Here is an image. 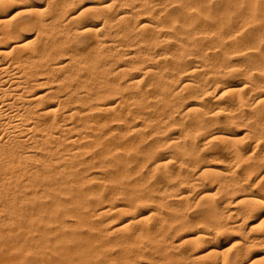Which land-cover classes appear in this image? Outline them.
Segmentation results:
<instances>
[{"label":"bare ground","instance_id":"bare-ground-1","mask_svg":"<svg viewBox=\"0 0 264 264\" xmlns=\"http://www.w3.org/2000/svg\"><path fill=\"white\" fill-rule=\"evenodd\" d=\"M263 39L264 0H0V264H264Z\"/></svg>","mask_w":264,"mask_h":264},{"label":"rangeland","instance_id":"rangeland-1","mask_svg":"<svg viewBox=\"0 0 264 264\" xmlns=\"http://www.w3.org/2000/svg\"><path fill=\"white\" fill-rule=\"evenodd\" d=\"M222 0H212V4H213V6L215 7V6H219L220 5V2H221ZM171 7H173V8H175L176 7V4H174V3H172V6ZM254 26L253 25H246L245 27H243L242 29V32L240 33V35H243L244 36V39L246 40V39H248V37H249V35L251 34V31H252V28H253ZM257 27V29L259 28V25H257L256 26ZM261 42V49L264 51V39L263 40H261L260 41ZM250 52H255V53H257V51H255V50H250ZM236 58V56H234V59ZM214 142H211L210 143V147L209 146H206L207 148H205L204 149V151H208L209 150V148H210V150L214 147V145H216L217 144V142H219L217 139H215V140H213ZM212 143H214V145L212 144ZM209 150V152H211ZM261 170H259V171H254L251 175H250V177H251V186H252V188L255 190V191H258V188L260 189V187L262 186V183H264V182H262V181H264V179L263 178H261V176H262V174H263V170L260 172ZM260 175V176H259ZM257 177L259 178V180L257 179ZM261 178V179H260ZM257 182H256V181ZM255 183V184H254ZM259 184H261V185H259ZM255 185V186H254ZM198 194V192H197V189L195 190V191H193L192 192V194H191V196H190V201H192V199H193V195H195V194ZM196 194V195H197ZM195 195V197H197ZM194 197V198H195ZM192 198V199H191ZM191 203H193L191 206L192 207H189L190 208V212L192 213L197 207H196V204L194 203V200L191 202ZM193 205H195V207H193ZM220 239H219V241L221 242V244H225V242L227 243V237L226 236H224V235H220V237H219ZM223 242V243H222ZM226 245V244H225Z\"/></svg>","mask_w":264,"mask_h":264}]
</instances>
